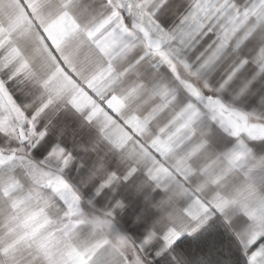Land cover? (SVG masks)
Listing matches in <instances>:
<instances>
[{
  "label": "snow or ice",
  "instance_id": "1",
  "mask_svg": "<svg viewBox=\"0 0 264 264\" xmlns=\"http://www.w3.org/2000/svg\"><path fill=\"white\" fill-rule=\"evenodd\" d=\"M0 264H264V0H0Z\"/></svg>",
  "mask_w": 264,
  "mask_h": 264
},
{
  "label": "crops",
  "instance_id": "2",
  "mask_svg": "<svg viewBox=\"0 0 264 264\" xmlns=\"http://www.w3.org/2000/svg\"><path fill=\"white\" fill-rule=\"evenodd\" d=\"M111 201V197H108L107 198V201L105 203V207H107V204ZM151 204L150 201L146 202L144 207H148L149 205ZM143 216V209L140 213V215L138 217L135 218L136 222H139L140 218ZM98 221H97V225H98ZM161 223V220L160 219H157V220H154L152 225H150V227H155V226H158L159 224ZM112 239L116 242V243H119L120 241V237L118 236H113Z\"/></svg>",
  "mask_w": 264,
  "mask_h": 264
}]
</instances>
